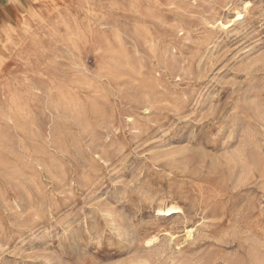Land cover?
Wrapping results in <instances>:
<instances>
[{"label":"rangeland","instance_id":"obj_1","mask_svg":"<svg viewBox=\"0 0 264 264\" xmlns=\"http://www.w3.org/2000/svg\"><path fill=\"white\" fill-rule=\"evenodd\" d=\"M43 4L0 40V264H259L264 0Z\"/></svg>","mask_w":264,"mask_h":264},{"label":"bare ground","instance_id":"obj_2","mask_svg":"<svg viewBox=\"0 0 264 264\" xmlns=\"http://www.w3.org/2000/svg\"><path fill=\"white\" fill-rule=\"evenodd\" d=\"M48 0H6L7 4L5 6V10H6V15L7 18L6 20L0 19V40L3 38V36L5 35H9L10 33L14 32L15 30H17V25H24L25 23H22V19L24 18V16L26 15H31V7L33 5H38V4H43ZM44 5V4H43ZM44 7V6H43ZM40 8V7H39ZM54 8V7H53ZM89 11V10H88ZM45 12V11H44ZM52 13V11H51ZM57 13V12H56ZM14 15V18H11L10 16ZM40 16V15H39ZM43 17V16H42ZM41 17V18H42ZM32 20V19H31ZM37 20V19H36ZM25 21V20H24ZM19 22V23H17ZM66 22V21H65ZM35 23V22H34ZM97 24V23H96ZM27 25V24H26ZM105 25V24H104ZM220 26L223 27L222 22H220ZM48 27V26H47ZM68 27V26H67ZM105 27V26H104ZM46 29V28H45ZM69 29V27H68ZM96 29V28H95ZM24 30V29H23ZM32 30V29H31ZM26 31V30H25ZM29 31V30H28ZM69 31V30H68ZM95 31V30H94ZM31 32V31H29ZM25 33V32H24ZM77 33V32H76ZM29 36V35H28ZM32 37V36H31ZM242 135V134H241ZM45 145V144H44ZM237 153L235 154V156H233V158L229 159V163L232 164L234 167L236 165H239L240 168L243 167L244 165H249L248 164V158H247V154L244 148H241L240 150H236ZM235 151V152H236ZM60 157V156H59ZM229 164V165H230ZM251 170V169H250ZM260 182V181H259ZM50 189V188H49ZM100 198V197H99ZM98 198V199H99ZM238 199V198H237ZM198 206V205H196ZM184 207V206H183ZM194 206H191V209H193ZM203 209V208H202ZM197 210V209H196ZM200 211V210H199ZM160 216L163 218L166 217H170L172 215L175 214H181L185 216V211L183 210V208H181L178 205H167L164 206L160 209L159 211ZM202 214V213H201ZM199 215V214H198ZM109 216V215H108ZM107 216V217H108ZM66 217V216H65ZM113 218V217H111ZM182 218V217H181ZM158 219V218H157ZM179 219V218H177ZM184 219V218H182ZM110 220V218H109ZM188 220V219H187ZM186 220V221H187ZM118 221V220H117ZM182 221V220H181ZM117 223V222H116ZM181 223H184L183 221ZM112 221L110 224L111 225ZM185 225V224H184ZM113 226V224H112ZM51 228V227H50ZM112 228V227H111ZM175 228V227H174ZM110 229V227H109ZM113 229V228H112ZM111 229V230H112ZM196 230V229H195ZM199 230V229H198ZM194 230H192L191 228L188 229L186 231V235L187 237H191L192 233ZM115 232L116 231H113ZM117 234V233H116ZM121 234V232H120ZM167 234V233H166ZM101 235V234H99ZM169 235V234H168ZM204 235V234H203ZM154 237V236H153ZM150 238V237H149ZM153 239V238H152ZM151 238L149 239V241H146L145 246H147V251H151V255L148 256H143L141 257L140 254V258L138 259H134V261L128 263V264H153V262L156 259L157 261L162 260L161 258H163L162 256L164 255L162 251L157 249V245H155V240H152ZM155 239V238H154ZM90 244V243H89ZM143 245V244H142ZM180 245V244H179ZM143 247V246H142ZM144 248V247H143ZM161 249V248H160ZM142 251V250H141ZM147 253V252H146ZM145 253V254H146ZM166 253V252H165ZM138 256V257H139ZM170 256V255H169ZM165 257V256H164ZM252 257L254 258L255 261H257V263H264V258H260L258 256V253H254V255H252ZM215 261L214 257L210 254H201V255H197L194 254L192 256L186 257V256H181V255H177V256H173V257H169V262H167V264H212ZM156 262H154L156 264Z\"/></svg>","mask_w":264,"mask_h":264}]
</instances>
